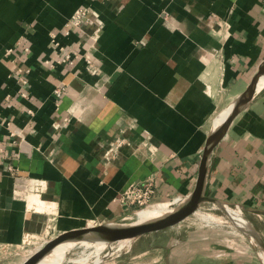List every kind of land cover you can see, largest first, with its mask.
Returning a JSON list of instances; mask_svg holds the SVG:
<instances>
[{"label":"crops","instance_id":"crops-1","mask_svg":"<svg viewBox=\"0 0 264 264\" xmlns=\"http://www.w3.org/2000/svg\"><path fill=\"white\" fill-rule=\"evenodd\" d=\"M80 7L95 22L66 33ZM53 33L92 51L101 75L83 60L48 63ZM263 63L264 0H0V264H24L20 245L52 221L64 231L123 217L116 197L130 182L154 178L158 205L188 197L217 117ZM121 136L130 144L106 158ZM206 193L240 205L264 241V83L215 147ZM198 214L135 238L118 264H264L247 231Z\"/></svg>","mask_w":264,"mask_h":264},{"label":"water","instance_id":"water-1","mask_svg":"<svg viewBox=\"0 0 264 264\" xmlns=\"http://www.w3.org/2000/svg\"><path fill=\"white\" fill-rule=\"evenodd\" d=\"M264 63L260 67L254 79L249 83L247 88L233 100V102L223 111L225 117L220 121H215L214 126L207 138L204 152L201 158L197 184L193 192L182 200L174 209L169 212L144 221L122 222L124 217L112 220L101 221L92 226L84 225L81 227L66 229L60 232L55 238L47 242L43 248L37 251L24 264H39L47 255L59 244L68 241L78 240H95L107 243L116 242L123 239H135L144 234L157 231L173 224H177L188 216L196 212L203 203H217L228 212L226 204L215 196L206 193V184L208 177L209 164L213 151L217 144L226 134L231 122L252 100L256 91L263 84ZM231 205V204H228ZM229 213V212H228ZM251 236L257 239L264 247V241L258 232L252 228L248 231L246 228L236 224Z\"/></svg>","mask_w":264,"mask_h":264},{"label":"built area","instance_id":"built-area-1","mask_svg":"<svg viewBox=\"0 0 264 264\" xmlns=\"http://www.w3.org/2000/svg\"><path fill=\"white\" fill-rule=\"evenodd\" d=\"M94 23L95 20L91 17L89 13V9L87 7H80L78 8L73 15L71 16L70 20L66 24V33H70L71 26H81L83 23ZM53 44L58 50L59 57L55 58L54 61L47 60L48 63L51 65L55 64H68L71 66H75L76 62L78 60H83L85 63V69L86 71L91 75H101L102 68L99 63V59L97 56L90 51L89 49L86 51H83L80 47H76L73 45H67L62 42H60L57 39V36L55 33L51 35ZM17 45H21L24 47L25 50L29 49V46H27L22 39H19L16 43ZM13 49L9 48L7 50V54L12 53ZM23 71L22 68L19 69V72L21 73ZM29 71V69L27 70ZM24 72V71H23ZM20 80L23 83H27L26 77H24L21 73ZM68 89V84H61L57 86L54 90V94L57 96V98L63 97ZM29 113L33 114V110L29 109ZM65 121L68 120V118L64 119ZM57 127H61V124H57ZM32 127V125H31ZM10 134L13 137H16L18 134L16 131L11 130ZM25 139L22 137L18 142L17 139L14 138V141L17 143L23 142ZM127 144H130V141L121 136L118 137L116 140L112 141L111 144L108 146L105 156L106 158H114L121 148ZM0 152L4 156V148L0 146ZM37 190H42L43 184L41 182L37 183ZM155 194H156V182L154 178L149 177L146 178L143 181H133L130 182L116 197V201L120 204V206L124 209L125 214L130 212H136L139 209L153 207L154 205H157L155 203ZM235 208L241 209L240 205H235ZM242 210V209H241ZM123 217L125 218V216ZM9 248L8 245H3L0 243V249L7 250Z\"/></svg>","mask_w":264,"mask_h":264},{"label":"bare ground","instance_id":"bare-ground-1","mask_svg":"<svg viewBox=\"0 0 264 264\" xmlns=\"http://www.w3.org/2000/svg\"><path fill=\"white\" fill-rule=\"evenodd\" d=\"M263 83H264V79H263ZM225 115H226V112L221 113L217 117L216 121L217 122H220L225 117ZM29 203H31L29 205L31 207H34L35 210H37V211H40V212H50V207L43 205L40 202V198H38V196H32V198H30V202ZM155 206H158V204L155 205ZM226 207L228 208V212H229L232 220L234 221V223H236V224H238V225L246 228L250 232L252 231V228L250 227V224L248 223V221L245 218V216L243 214V211L241 209H239V208H233L231 205H228V204H226ZM170 210L171 209L168 207V209L165 212H162V213H159V214H155L154 215V213H153L152 210H149L147 208H143V209H139L138 210L139 212L138 211H136V212H130V213H127L126 216L125 215L124 216H125V218H131L132 219V218H135V216L137 215L139 217V219L137 218V221H144V220H148V219H152V218L161 216V215L169 212ZM206 213L207 212H205V214ZM227 215L225 214V217ZM212 218L215 219L216 221H227V220L223 219L221 216H218V215L217 216H212L211 219ZM228 218H230V217H228ZM221 223H223V222H221ZM90 226H92V225H90ZM83 240H78V241H76V240L74 241L73 240V241H68V242H64V243L59 244L39 264H62V262L65 259L67 253L70 252L72 249H74L76 247L77 243L80 242V241H82V243H80L79 245L84 246L85 247V250L83 251V253H82L81 256L79 255L80 257L78 256L79 258L72 259L73 263H75V264H93V263L99 262V261H101L106 256V254H103V252H104V250L107 247L114 248V249H115V247H117V248L120 249V248H123L125 246L129 247L130 246V243H131L130 242L131 241L130 239L118 240L116 242H111V243H107V242H104V241L87 240V239L84 240V241ZM25 241H29V236L26 237V240ZM257 243L259 245V250H261L262 254H264L263 253V249H262L263 246L262 247L260 246L261 243L259 241H257ZM88 248L90 249V251H87ZM79 254H81V253H79ZM70 255H72V254H70ZM70 259H71V256H70Z\"/></svg>","mask_w":264,"mask_h":264},{"label":"rangeland","instance_id":"rangeland-1","mask_svg":"<svg viewBox=\"0 0 264 264\" xmlns=\"http://www.w3.org/2000/svg\"><path fill=\"white\" fill-rule=\"evenodd\" d=\"M178 204L179 203L174 204V205L173 204L172 205H166V204H164V205H158V206H155L154 205L153 207H149L147 209L152 210L153 213H154V215H155V214H159V213L165 212L168 209V207L170 209H174ZM231 206L233 208H235L234 205H231ZM198 212L200 214H198V215H192V217H190V220L191 219L194 220L197 224H209V223H213V222H211V217L212 216H215V214L216 215H220L223 219L227 220L229 224H231V223L232 224H236L232 220L230 214L227 211L225 212V210L223 209V207H221L218 204L217 205H214V204H211V203H205L203 206H201L198 209ZM205 212H207V213L205 214ZM123 214H125V211H124ZM225 214L226 215L228 214V215L225 217ZM228 217H230V218H228ZM137 218L139 219V217L137 215L135 216V218H132V219L131 218H123L122 222H133V221L137 220ZM183 222L186 223V221H183ZM95 223H99V222H92L91 225H94ZM250 227L252 228V226H250ZM60 232H62L61 229L57 225H55L54 222L52 221L50 223V226L47 227V229L45 230V232H44L43 235H37V236L34 235L32 237L29 236V241H25L24 243H22L20 245V248L18 249V252L21 253V254H16L14 258L20 259V262H26V261H28L37 251H39L41 248H43L44 245L47 242H49L50 240H52L53 238H55ZM133 240H135V239H132L130 242L132 243ZM80 243H82V241L78 242L77 245H76V247L74 249H72L70 252L67 253L65 259L62 262V264H75V263H73L72 259L79 258L82 255L83 251L85 250V247L84 246L79 245ZM131 243H130V246H131ZM129 247L125 246V247L120 248V249L117 248V247H115V249L114 248L107 247L108 249L106 248L104 250V252H103V254H106V256L101 261L96 262V263H93V264H118L120 262L119 260L122 258L123 254L125 253V251ZM87 251H90V249L88 248ZM79 253H81V254H79ZM70 254H72V255H70ZM260 254H261V251H260ZM70 256H71V259H70Z\"/></svg>","mask_w":264,"mask_h":264}]
</instances>
